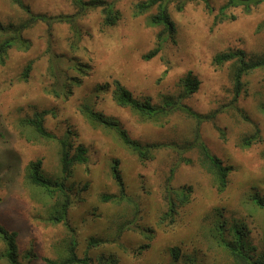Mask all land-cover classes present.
Here are the masks:
<instances>
[{"label":"rangeland","instance_id":"obj_1","mask_svg":"<svg viewBox=\"0 0 264 264\" xmlns=\"http://www.w3.org/2000/svg\"><path fill=\"white\" fill-rule=\"evenodd\" d=\"M22 1L35 14L61 16L78 11L74 0ZM143 1L100 0L112 5L117 21L106 25V5L88 11L76 24L81 35L77 50L71 47L75 27L56 24L49 37L47 26L38 23L23 34L27 49L15 45L0 58V227L17 233L20 264H46L43 258H60L71 238L76 240L79 257L88 254L94 264L101 256L111 255L117 256V264H232L225 249L216 244V221L227 229L237 226L251 253L264 255V209L252 201L255 196L264 202V113L260 108L264 69L245 76L243 90L236 96L233 65L214 64L218 54L229 50L244 51L247 60L264 53V2L249 9L231 7L222 17L220 9L228 0H206L209 7L205 0H176L168 7L175 32L160 45L158 55L146 60L159 46L164 28L150 23L157 7L137 14L136 6ZM181 1L185 5L180 12ZM27 19L11 0H0L1 25H20ZM9 39L0 35V45ZM29 64L32 69L25 77ZM53 65L63 73L60 81ZM82 66L84 73L76 70ZM188 74L199 86L182 105L200 115H215L200 127L183 111L147 121L114 101L115 82H119L134 100L162 107L165 100H176L184 93ZM68 76L79 79L80 85L67 98L55 96L53 88L58 81L67 83ZM83 104L117 121L142 145L184 146L199 129L210 152L231 169L227 187L221 190L215 177L200 166L198 149L182 154L188 163L171 147L155 152L151 160H140L115 132L91 126L81 113ZM43 111L48 112L44 127L55 139L41 138L22 126ZM257 129L258 139L250 148H242L241 141ZM64 138L72 148L71 156L84 147L88 158L67 176L61 172L58 142ZM39 161L41 174L52 184H63L71 197L67 224L48 221L54 207L64 201L63 193L49 196L27 181V168ZM115 164L126 193L138 206L102 201L103 196L119 193L112 172ZM168 187H186L192 193L186 204L174 196L176 212L166 220ZM124 225L128 229L120 234ZM91 238L104 243L88 250ZM140 249L142 254L136 256ZM174 249L180 251L179 262L172 257ZM4 250L0 241V256ZM0 264L5 263L0 260Z\"/></svg>","mask_w":264,"mask_h":264},{"label":"trees","instance_id":"obj_2","mask_svg":"<svg viewBox=\"0 0 264 264\" xmlns=\"http://www.w3.org/2000/svg\"><path fill=\"white\" fill-rule=\"evenodd\" d=\"M13 4L19 6L28 16V19L20 25H8L7 27L0 24V35L9 36L10 39L6 40L4 43L0 45V58L4 57L8 50L13 46L18 45L21 48H28L29 43L24 39L23 34L34 25L38 23H43L47 26L48 36L51 37L53 27L56 24H67L72 27H75V37L76 40L71 44L74 50L78 49V46L81 42L80 31L77 28L76 24L78 19L82 16L84 17L86 13L90 10L97 9L99 7H105L103 10L106 18V25H114L117 21V14L113 11L112 5L104 2H100V0H92L85 2L84 0H74V6L78 9L75 15H61V16H48L45 14H35L31 13L30 9L24 4L22 0H11ZM176 0H144L142 3L136 6L137 14H143L145 12H149L154 7L158 8V13L151 17L150 23L152 26H161L164 28V31L161 32L158 36L159 46L149 55L145 56L146 60H149L160 52V45L165 44L171 36H173L175 32L174 22L171 20L168 15V7L172 2ZM264 0H228V3L220 9V13L222 17H224L225 11L230 9L231 7H237L243 5L246 9H249L251 5H259L263 3ZM207 4V1L205 0ZM185 2L181 1L178 5L177 10L183 11ZM209 7V5L207 4ZM264 28V25L261 26ZM50 49V46H49ZM232 64V82L234 85V90L236 96L240 94L243 90L244 84L243 79L245 76L249 75L251 72L264 69V53L260 56H257L251 60L246 59V54L242 50H229L224 53L218 54L214 58V64L218 67H221L225 64ZM32 69V65L29 64L25 70L24 76L28 77L29 72ZM51 69H58L57 79L60 81V77L63 73L59 70L58 66H54ZM74 69V68H72ZM81 73L85 72V68L83 66L79 69H76ZM66 74V73H65ZM68 75V74H67ZM67 83H60L59 81L53 88V94L55 96H64L68 97L72 94V88L74 86L80 85V80L76 77H66ZM199 83L198 80L192 77L191 74L185 79V88L184 93L177 97L176 100H165L162 107H154L151 103H140L133 99L131 93L126 90L119 82H115V90H114V101L123 108H129L133 113L138 116H141L144 120L149 121H158L162 116H167L172 111H183L188 114L190 117L194 118L197 121L198 126L206 121H213L215 115H200L191 111L185 105H182V100L193 95L198 89ZM100 89V88H99ZM261 111L264 113V103L260 104ZM81 113L87 119L88 123L91 126H100L107 130H111L117 134L121 142L133 153H135L138 158L142 161L151 160L155 157V152H158L162 148H173L176 154L181 158L182 161L189 162L182 157V154L193 150L198 149L200 153V166L203 167L208 173H211L219 186V188L225 189L228 185V176L231 172L230 167L223 165V162L214 156L206 144L201 139V134L199 129L194 134V139L189 144H185L184 146H177L176 144L164 145V144H150V145H142L138 143V141L133 140L129 137V134L120 126V124L110 119L102 114H99L94 111L93 107L90 104H83L81 107ZM48 115V112H37L34 114L33 118H28L24 120L23 125L27 127L31 131L35 132L38 136L44 139H55V137L50 134L44 127L45 117ZM198 127V128H199ZM259 130L244 138L241 141L242 148H250L252 143L258 139ZM60 144L61 151V172L64 175H68L73 166L75 165H83L88 162V158L86 157L87 150L84 147H78L76 149L75 155H70L71 146L68 143L67 138L63 140H58ZM184 162V163H185ZM41 162H37L34 164H30L27 168V181L30 182L31 185L45 190L49 196H53V194L57 191L63 193L64 201L61 204H58L52 210L50 216L48 217V221L52 224H67V215L71 204V197L68 192H66L64 185L61 183L52 184L47 178H45L40 172ZM174 166L171 169V175L174 174L177 169ZM113 177L117 181L119 185V193L118 195H107L102 197L103 202L108 201H116V204H133L134 206H138L137 201L129 196L124 188L121 176L118 171L117 164L113 166ZM172 177V176H171ZM171 178L168 179L170 183ZM168 183V184H169ZM191 190L186 187H182L178 189H171L168 187L166 190V200L168 204L167 212L164 215V219L169 220L172 219L176 212V202L174 200V196L181 204H186L190 202ZM253 204L264 209V202L261 198L253 196L252 198ZM138 211L136 212V214ZM216 221L213 223L215 226L214 237L216 239V244H218L222 249H225V252L230 256V260L232 264H264V255L254 256L249 250L248 243L243 239L242 233L237 229V226H234L231 229H227L224 224ZM125 229H128L125 225L121 227L120 234H122ZM0 241L5 247L4 252L0 256V260H3L5 264H20L19 255L17 251V233H8L6 230L0 227ZM104 243V241L99 239L91 238L88 241V250L92 248L98 247ZM121 248L123 246L119 244ZM77 244L74 238L70 239V242L67 244L66 248H64L62 255L58 259H48L43 258L46 264H94L92 259L86 254L84 257L80 258L77 253ZM144 249H140L135 255H141ZM172 257L174 258V262H179L180 259V251L178 249H174L172 252ZM191 262V261H190ZM118 258L115 255L111 256H101L97 260V264H117Z\"/></svg>","mask_w":264,"mask_h":264}]
</instances>
